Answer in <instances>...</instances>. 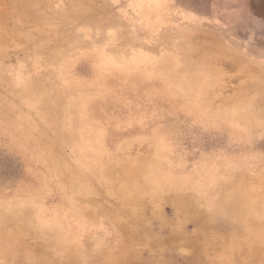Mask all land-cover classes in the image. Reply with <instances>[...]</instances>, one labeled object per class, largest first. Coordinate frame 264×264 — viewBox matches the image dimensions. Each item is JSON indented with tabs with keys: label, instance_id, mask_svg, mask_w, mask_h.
Masks as SVG:
<instances>
[{
	"label": "rangeland",
	"instance_id": "374dc122",
	"mask_svg": "<svg viewBox=\"0 0 264 264\" xmlns=\"http://www.w3.org/2000/svg\"><path fill=\"white\" fill-rule=\"evenodd\" d=\"M1 213L0 264H264V0H0Z\"/></svg>",
	"mask_w": 264,
	"mask_h": 264
},
{
	"label": "bare ground",
	"instance_id": "6f19581e",
	"mask_svg": "<svg viewBox=\"0 0 264 264\" xmlns=\"http://www.w3.org/2000/svg\"><path fill=\"white\" fill-rule=\"evenodd\" d=\"M119 35H120V33H119ZM119 35H117V33L112 30V31H109V33H107L104 36V38H102L101 44H103L102 46H104L102 51L104 53L108 54L109 56L107 57V55H106V57H105L106 59L104 60V62H102V64H104V65H101V68L103 70H105L107 73H111V74H113L114 72H118V74H121L124 78L129 77L131 75H134L137 72L139 73V71L144 72V71H147L149 69L152 70L151 64L155 63L157 59L149 58V57L144 55V59H145L146 63L144 62V63L135 64L134 63L135 60L136 61L138 60L139 62L142 60V57L140 55H134L131 52H125L126 50L123 51L122 53L118 51L119 47L122 45V44H120L121 42L120 43L118 42L119 41V38H118ZM171 73H172V70L170 71L169 76L171 75ZM31 87H29V83H26L25 88L21 89L22 96L25 98H28L29 100H32V101H40L42 99V96L37 94L34 90H32ZM63 87H65V86H63ZM82 99H83V101L81 103L80 100H82ZM84 101H85V97L83 95H81V94L75 95L74 93H70L67 95L64 102L61 105H59V107H58L59 113L58 114H45V115H47L49 118H53L52 116H57L59 118L58 123L63 124L64 125V131L66 132V134L68 133V135H70V133L72 131H74V129L76 131H79V129H80V127L78 126V123L80 122L79 119L83 116L88 115V105H86ZM76 103H78V105L80 103L81 104L79 106H76L75 105ZM37 104H38V102H37ZM36 107H37V105H36ZM38 108H39V106H38ZM74 117L77 118L76 123L71 121V119ZM234 117H235V120H238L236 115ZM74 125H75V128H74ZM83 143H84V141L81 138L76 141V144H83ZM218 192L219 191L217 189L212 190V187H210L208 189V193H207V199H209V200H211V199L213 200L214 197L218 198L216 202L212 201L215 204V206H213L215 211L216 212H223L222 214L229 213L230 211H232L233 218L238 220L239 215L241 213V209H242L241 203L240 202H233L228 195L219 196ZM5 214H6V212H5ZM3 215L4 214L1 213L0 217Z\"/></svg>",
	"mask_w": 264,
	"mask_h": 264
}]
</instances>
